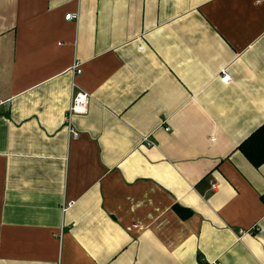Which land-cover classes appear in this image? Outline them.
<instances>
[{"label": "crops", "instance_id": "0c3cea01", "mask_svg": "<svg viewBox=\"0 0 264 264\" xmlns=\"http://www.w3.org/2000/svg\"><path fill=\"white\" fill-rule=\"evenodd\" d=\"M263 124L264 0H0V264H264Z\"/></svg>", "mask_w": 264, "mask_h": 264}, {"label": "trees", "instance_id": "16d2710c", "mask_svg": "<svg viewBox=\"0 0 264 264\" xmlns=\"http://www.w3.org/2000/svg\"><path fill=\"white\" fill-rule=\"evenodd\" d=\"M238 148L253 166H261L264 163V124L251 133Z\"/></svg>", "mask_w": 264, "mask_h": 264}, {"label": "built area", "instance_id": "2783aa9c", "mask_svg": "<svg viewBox=\"0 0 264 264\" xmlns=\"http://www.w3.org/2000/svg\"><path fill=\"white\" fill-rule=\"evenodd\" d=\"M65 18L67 20H72L77 18V14L75 13H69L65 16ZM74 70L75 72H80V70L78 69V66L75 65L74 66ZM220 81L224 84H227L231 81V77L230 75L226 72L225 69L221 70L220 73ZM90 97L88 94L83 93V92H79L76 95H74V97L72 98L71 101V105H70V109H69V113L70 115L75 114V113H85L87 111V105L89 103ZM67 120V119H66ZM167 129V128H166ZM72 135H74V137L78 136V133L74 130H71ZM142 141L146 142L147 145H152V143L145 137L142 139ZM214 189L216 187V184H212L211 185ZM216 264H222V263H216Z\"/></svg>", "mask_w": 264, "mask_h": 264}]
</instances>
